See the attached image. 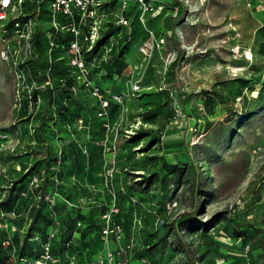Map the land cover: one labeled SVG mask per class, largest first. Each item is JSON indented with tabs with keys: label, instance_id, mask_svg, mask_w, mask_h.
<instances>
[{
	"label": "rangeland",
	"instance_id": "374dc122",
	"mask_svg": "<svg viewBox=\"0 0 264 264\" xmlns=\"http://www.w3.org/2000/svg\"><path fill=\"white\" fill-rule=\"evenodd\" d=\"M235 1L190 0L146 23L136 14L112 50L104 41L87 55L88 74L66 47L49 48L68 35L48 1L37 71L20 76L26 63L3 59L0 39V264H33L47 240L56 264H264V28L251 63L229 72L223 61L242 56L227 26ZM171 16L203 52L220 23L221 61L191 79L171 69L178 31L142 52ZM173 79L204 96L183 100Z\"/></svg>",
	"mask_w": 264,
	"mask_h": 264
},
{
	"label": "built area",
	"instance_id": "2783aa9c",
	"mask_svg": "<svg viewBox=\"0 0 264 264\" xmlns=\"http://www.w3.org/2000/svg\"><path fill=\"white\" fill-rule=\"evenodd\" d=\"M39 4L37 10L30 13L23 10L27 0H0V39L3 44L1 54L3 59L12 61L16 65L19 61L26 63L23 68H17L20 76H26L34 68L30 60L39 58L35 49V36L40 30L41 3L43 0H33ZM51 8L52 24L57 30H68L73 37L68 42L66 49L70 53L69 64L81 69L85 74L89 73L90 61L86 59V53L93 49V45L102 35V29L107 22H113L116 26H130L132 18L137 14L142 22L148 17H156L170 6V2L164 0H45ZM10 20L7 22V19ZM151 34L152 31L150 30ZM51 38V31L46 32ZM166 38V32L154 41L144 42L141 50L149 54L156 46H160ZM51 45L59 46L54 40ZM111 44L107 47L112 50ZM65 47V46H64ZM238 45L233 50L239 49ZM253 56V55H252ZM26 79V77H25ZM87 78L85 77L84 80ZM142 83H136L132 90H139ZM114 99H120L121 94L111 92ZM106 104L108 101H105ZM113 230V229H111ZM109 229H104L108 233ZM117 238L120 234L116 230ZM54 235V234H53ZM43 254L34 259L33 264H56V255L53 252L51 241L42 244ZM111 258V251L107 253ZM93 264V263H86Z\"/></svg>",
	"mask_w": 264,
	"mask_h": 264
},
{
	"label": "crops",
	"instance_id": "0c3cea01",
	"mask_svg": "<svg viewBox=\"0 0 264 264\" xmlns=\"http://www.w3.org/2000/svg\"><path fill=\"white\" fill-rule=\"evenodd\" d=\"M166 1H170V5L174 9H176L177 13L180 14L184 13L186 6H188V3L190 2V0ZM159 15L156 17L149 16L147 21H149V19L157 20ZM227 23V26L231 32L230 40L234 45H238L240 47L242 56L233 57V60L223 61V63L226 65L230 64L239 67L248 66L251 61L246 54H248V51L250 50L252 54L257 55V51L261 44V40L257 36L260 30L264 28V0H236L227 13ZM220 25V23L215 25L211 35H206L208 39H212L213 48L208 50L207 52H203L201 50H203V47L207 42L201 43L198 41L197 43H195L192 40H187L186 36H191V38H194V34L183 30V24H179L177 28L174 27L171 16L165 28V32L167 33V35H172V32L174 31V36H176L178 31L181 40H183L179 44L180 46L177 47L178 57L177 60L174 61L171 65V69L174 70L175 67L178 68V65L180 64L182 65V69H187L189 71L188 75L186 74V76L187 78L191 79L192 77L196 76V70L201 67L203 68L206 62L216 66L215 63L218 60L221 61L216 51L217 46H220L221 44V34L219 33ZM149 29L152 31V37L150 36L149 41L156 40V31L152 28ZM173 74L174 72L172 73V75ZM168 84L170 83L168 82ZM191 84H187L186 89L180 91V89H178L179 81L174 79L171 80L172 88H175V91L178 95H180L181 98H183V100L184 98L187 100H191L194 95L204 96L203 93L200 94L199 92L201 85H198L199 88L197 89V87H192L193 85Z\"/></svg>",
	"mask_w": 264,
	"mask_h": 264
},
{
	"label": "trees",
	"instance_id": "16d2710c",
	"mask_svg": "<svg viewBox=\"0 0 264 264\" xmlns=\"http://www.w3.org/2000/svg\"><path fill=\"white\" fill-rule=\"evenodd\" d=\"M117 27H122V26H116L114 25L113 22H107L106 24V27H104L102 29V35L99 39H97L93 45V49L89 52L86 53V59L89 60L87 58V55L93 53L96 51V48L99 47L104 41H108L107 42V45L108 44H111V39L114 38V30L117 28ZM64 33H66L68 35V37H64V39H62L63 41L62 42H58V45H60L61 47L64 48V46L66 47L68 42L70 41V39L73 37L72 33L68 30H62ZM69 35H71V37L69 38ZM44 31L42 32L41 30H38V33L37 35L35 36V49L36 51L39 53V55L41 54V48H44ZM114 48V43H113V46H112V49ZM41 56V55H40ZM40 58V57H39ZM33 67L34 69H36L37 65L36 64H33ZM37 71V69H36Z\"/></svg>",
	"mask_w": 264,
	"mask_h": 264
},
{
	"label": "bare ground",
	"instance_id": "6f19581e",
	"mask_svg": "<svg viewBox=\"0 0 264 264\" xmlns=\"http://www.w3.org/2000/svg\"><path fill=\"white\" fill-rule=\"evenodd\" d=\"M252 1H253V0H252ZM255 8H256V7H255ZM257 10H258V9H257ZM257 10H256V11H257ZM247 57H248L249 59L252 58V52H251L250 50L248 51V56H247ZM226 68L229 69V72H231V73L233 72V73H234V72H237L238 69H242L243 67H239V66H235V65H230V64H229V65L226 66Z\"/></svg>",
	"mask_w": 264,
	"mask_h": 264
},
{
	"label": "snow or ice",
	"instance_id": "6c2138e0",
	"mask_svg": "<svg viewBox=\"0 0 264 264\" xmlns=\"http://www.w3.org/2000/svg\"><path fill=\"white\" fill-rule=\"evenodd\" d=\"M5 2H6V0H5Z\"/></svg>",
	"mask_w": 264,
	"mask_h": 264
}]
</instances>
